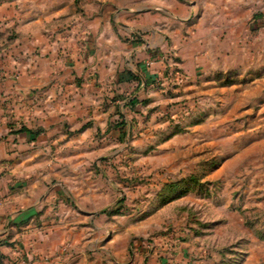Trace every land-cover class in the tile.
<instances>
[{
    "label": "rangeland",
    "instance_id": "rangeland-1",
    "mask_svg": "<svg viewBox=\"0 0 264 264\" xmlns=\"http://www.w3.org/2000/svg\"><path fill=\"white\" fill-rule=\"evenodd\" d=\"M75 4L90 17V0ZM255 10L243 13L241 32L221 26L209 40L169 45L154 57L158 73L153 59L144 64L143 85L140 70L119 75L129 90L102 103L112 109L95 136L103 157L92 175L76 177L96 187L98 216L115 227L107 238L125 239L119 257L104 250L109 240L99 242L100 264H149L150 254L155 264H264V11ZM92 226L77 225L81 237L58 243L59 264H95L86 249Z\"/></svg>",
    "mask_w": 264,
    "mask_h": 264
},
{
    "label": "crops",
    "instance_id": "crops-1",
    "mask_svg": "<svg viewBox=\"0 0 264 264\" xmlns=\"http://www.w3.org/2000/svg\"><path fill=\"white\" fill-rule=\"evenodd\" d=\"M75 1L0 0V264H49L52 256L50 264H59L55 248L81 237L83 223L95 225L86 248L92 262L100 264L99 242L107 240L104 250L119 257L115 247L125 239L107 238L115 227L98 216L96 187L76 178L92 175V161L103 157L95 136L112 109L102 103L129 90L121 72L140 70L143 85L151 74L144 64L153 59L158 73L154 57L169 45L209 40L221 26L241 32L247 9L264 11V0H106L101 9L105 0H90L83 18Z\"/></svg>",
    "mask_w": 264,
    "mask_h": 264
},
{
    "label": "trees",
    "instance_id": "trees-1",
    "mask_svg": "<svg viewBox=\"0 0 264 264\" xmlns=\"http://www.w3.org/2000/svg\"><path fill=\"white\" fill-rule=\"evenodd\" d=\"M121 124H123V123H121Z\"/></svg>",
    "mask_w": 264,
    "mask_h": 264
}]
</instances>
